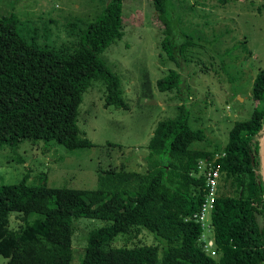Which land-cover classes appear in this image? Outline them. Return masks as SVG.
Segmentation results:
<instances>
[{"label":"trees","instance_id":"obj_1","mask_svg":"<svg viewBox=\"0 0 264 264\" xmlns=\"http://www.w3.org/2000/svg\"><path fill=\"white\" fill-rule=\"evenodd\" d=\"M150 1L165 27L162 48L181 67L187 48L197 43L174 32L171 0ZM19 22L13 12L0 17V150L16 151L26 140L70 152L92 148L78 122L93 83L105 85L106 107H129L121 78L102 58L124 36L123 0H109L103 14L78 31L76 42L59 48L27 41L18 33ZM183 87L182 74L174 70L157 81L160 92L177 90L183 103L155 128L147 173L109 169L96 189L49 187L45 176L30 184L28 174L16 184L0 185V255L8 264H73L74 221L81 218L105 225L88 233L80 264H264V69L252 89L259 105L249 120L234 123L219 152L192 148L206 135L190 126ZM201 160L214 161L233 188V195L215 197L211 211L218 258L206 252L204 228L194 217L206 201V178L197 167ZM13 212L26 223L19 235L9 228ZM134 227L153 233L161 247H111Z\"/></svg>","mask_w":264,"mask_h":264},{"label":"rangeland","instance_id":"obj_2","mask_svg":"<svg viewBox=\"0 0 264 264\" xmlns=\"http://www.w3.org/2000/svg\"><path fill=\"white\" fill-rule=\"evenodd\" d=\"M108 2L0 0V17L13 12L20 20L17 30L21 36L52 49L76 42L78 31L101 16ZM171 2L174 32L188 34L197 43L187 48L181 67L162 48L165 27L151 1L123 0L124 36L102 58L121 78L128 109L106 107V87L94 82L84 94L78 122L93 147L70 152L53 143L30 140L16 151L5 146L0 150V185L16 184L28 174L30 184L45 176L49 187L96 189L99 176L109 169L147 173L148 144L155 128L159 121L175 116L183 103L177 90L160 92L157 88V81L170 70L184 78L181 93L191 109V128L203 129L206 135L205 141L195 142L192 148L219 152L226 146L234 123L249 120L259 105L252 89L264 69V0ZM219 195H233L221 175ZM202 222L204 248L218 258L211 219L206 214ZM103 225L97 219L74 221L73 264L83 260L88 233ZM25 226L21 214H10L9 228L14 234L19 235ZM140 246L161 244L142 227H134L130 235H119L111 244L116 248ZM0 264H8V259L0 255Z\"/></svg>","mask_w":264,"mask_h":264},{"label":"built area","instance_id":"obj_3","mask_svg":"<svg viewBox=\"0 0 264 264\" xmlns=\"http://www.w3.org/2000/svg\"><path fill=\"white\" fill-rule=\"evenodd\" d=\"M197 167L199 170V174L204 175L206 178V201L202 206L201 212L199 214H196L194 217L197 219V221L201 222L204 228L205 225L202 221L203 219H205V215L207 214L209 219H211V212L209 214L208 210L212 211L220 178V168L219 166H216L214 164V161L205 165L203 160L199 161Z\"/></svg>","mask_w":264,"mask_h":264},{"label":"water","instance_id":"obj_4","mask_svg":"<svg viewBox=\"0 0 264 264\" xmlns=\"http://www.w3.org/2000/svg\"><path fill=\"white\" fill-rule=\"evenodd\" d=\"M263 153H264V147H263Z\"/></svg>","mask_w":264,"mask_h":264}]
</instances>
